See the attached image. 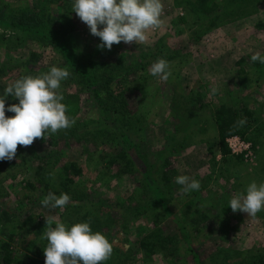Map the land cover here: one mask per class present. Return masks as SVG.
Listing matches in <instances>:
<instances>
[{"label": "rangeland", "instance_id": "1", "mask_svg": "<svg viewBox=\"0 0 264 264\" xmlns=\"http://www.w3.org/2000/svg\"><path fill=\"white\" fill-rule=\"evenodd\" d=\"M57 1L48 2V14H55L63 3L73 8V0ZM195 1L162 0L161 26L147 30L145 42H121L111 50L98 48L100 39L90 34L75 12L71 13L73 29L68 35L87 59L101 67L112 65L111 76L117 82L124 77L117 72L119 65L131 68L125 77L127 81L122 82L125 92L115 106H120L118 110L127 106V110L103 119L99 117L98 107L93 106L95 102L91 99L86 102V94L79 99L64 98L67 115L75 124L37 138L30 146L18 145L16 158L5 161L0 169V245L13 236L10 240L13 257L25 264H44V255H35L47 244L43 239L44 223L50 217L60 221L59 213L63 212V209L57 212L42 207L46 191L34 175L38 169L48 171L45 172L49 174L48 182L50 186L54 183L55 191L69 194V204L84 195L88 203L100 204L98 209L102 214L99 219L97 215L93 219L96 223L93 231L102 232L110 240L114 255L117 251L126 254L125 264H164L163 258L155 254L159 253L158 246L149 254L138 246L142 238L156 230L161 231L158 240L173 237L177 241L173 247L184 264H194V254L201 264L210 258L215 263L223 260L224 264H241L247 261L249 252L264 248V211L251 217L228 207L232 196L243 192L250 182H264V134L257 133L256 146L250 149L248 157L234 159L228 146L230 152L224 156L218 147L213 118L222 105H234L236 109L245 106L253 114L252 118H244L249 122L245 129L248 135L260 126L264 128V65L260 72L257 62L250 59L257 52L264 55V29L256 27L258 21L264 20V0L236 1L235 16L231 17L230 13L231 16L221 17L208 31L196 27L206 26L208 19L198 15L197 7H193ZM38 2L0 0L3 11L0 14L4 15L0 22V86L6 87L24 75L46 73L52 66L66 65L51 46L27 39V33L10 25L9 18L16 13L7 14L8 8L32 9ZM229 2L210 0L208 3L216 4L224 16L222 8L226 5L225 14L229 13ZM13 18L17 24V16ZM200 31L204 34L199 37ZM158 51L162 53L157 55ZM32 53L39 54L40 59L30 61ZM174 54L176 58L168 61L172 76L167 81L150 74L153 62ZM116 83L108 90H100L104 99L111 91L113 95L122 91ZM212 89H216L215 93ZM75 90L73 85L66 90L61 85L59 91L64 95L74 94ZM124 113L130 117L132 127H124ZM177 116L182 117L181 123L176 122ZM136 120L143 126L137 125ZM181 124L183 129L178 128ZM94 128L100 130L102 140L100 137L91 140L88 133L95 131ZM122 137L129 140V145ZM183 138L188 139L184 142ZM125 151L128 154L120 158V166L123 168L129 160L128 170L121 168L120 172L116 166L108 168L102 164L108 155ZM165 160L167 166L163 164ZM69 165L80 168V174L67 185L62 181L64 177L58 179L57 175ZM167 170L174 171L173 177L170 175L171 184L159 185L160 171ZM179 175L198 180L200 189L184 195L181 186L175 183L174 178ZM60 183L63 188H58ZM153 188H157L160 203H151L157 200ZM137 206L139 210L135 211ZM90 208L85 205V210ZM104 212H108L107 217ZM197 213L202 218L193 227L190 220ZM218 248L216 260L213 255Z\"/></svg>", "mask_w": 264, "mask_h": 264}, {"label": "clouds", "instance_id": "2", "mask_svg": "<svg viewBox=\"0 0 264 264\" xmlns=\"http://www.w3.org/2000/svg\"><path fill=\"white\" fill-rule=\"evenodd\" d=\"M73 12L87 25L90 34L100 39L98 48L111 50L114 44L143 43L147 40V30L161 26L163 14L162 0H73ZM253 63L264 64V55L257 52L250 57ZM153 77L167 81L172 76L170 64L160 58L149 69ZM71 73L65 67L52 66L46 73L24 75L13 80L0 95V161L16 158L18 145L30 146L37 138H45L48 133H56L71 128L75 120L67 115L64 96L59 91L62 82ZM215 93L216 89H212ZM13 97L18 103L6 106V98ZM13 113L6 116L5 113ZM245 123L244 120L240 121ZM184 195L198 191V180L179 175L174 178ZM71 201L67 193L56 195L48 192L41 201L42 207L65 208ZM233 212L241 211L256 217L264 211V182H250L243 192H238L229 200ZM49 226L43 235L47 241L44 264H103L110 259L113 246L99 231H93L88 221L68 225L46 221Z\"/></svg>", "mask_w": 264, "mask_h": 264}, {"label": "trees", "instance_id": "3", "mask_svg": "<svg viewBox=\"0 0 264 264\" xmlns=\"http://www.w3.org/2000/svg\"><path fill=\"white\" fill-rule=\"evenodd\" d=\"M236 1L240 0H230L229 2V8L230 11L229 13H226L225 7L226 5L222 8L224 9V16L223 14H220V8L212 3L209 5L208 2L210 0H196L195 3H193V7H197V12L198 15H200L202 18H207V24L206 26L203 24H198L196 27H199L202 31H208L211 27L215 26V23H217L221 17H226V16H231L233 14L234 17L237 11V6ZM257 1V0H255ZM48 2L49 3H57V0H39L38 4L34 5L32 9L28 8H21L16 11V9H7V14H14L12 15V18H9L10 25L11 27L14 28L16 31H21L23 33H27L28 38L34 41H37L38 43L45 44L47 46H51L52 50L59 55L65 62V68L71 73V75L62 82V85L65 87V90L70 86L73 85L75 87V93L70 94V93H64V98L70 99L72 97H75L74 99L78 98L80 95L86 94L87 100H92V102H95L93 106L98 107L99 109V117L106 119L108 118L107 116H112L113 114L116 113H122L125 112L127 109L125 106L123 110H118L115 106L118 105V98H120L123 92H125V88L123 87L122 82H125V77H127V73L130 72L131 68L130 67H125L123 64L119 65L117 68V72L120 73V76H124L122 79H120V82H117L116 80H113V77L111 76L114 74V67L112 65H107V66H102L98 64L97 62L87 59L84 55L85 53L82 52L78 47L75 45L73 40H71L69 34V30L73 29V24L71 21V13L73 12V8L69 7V4H64L59 8V10L55 14H48L47 13V7H48ZM5 6V5H2ZM221 9V10H222ZM3 11L0 10V13ZM46 13V15L44 14ZM232 13V14H230ZM14 16H17L18 18V23L14 24ZM238 19V18H237ZM241 19V18H240ZM238 19V20H240ZM1 20H4V15L0 14V22ZM200 18H196V21H199ZM234 19L231 21L233 22ZM257 28L264 29V20L258 21L256 24ZM198 29V30H199ZM199 37L204 34V32H198ZM19 43V41H18ZM18 43L16 45H18ZM97 48V47H95ZM161 50V49H159ZM162 52L158 51L156 54L160 55ZM84 56V57H83ZM84 58L86 60H84ZM176 58V55H168L166 56V60H174ZM40 59V55L36 53L30 54V61H35ZM83 59V60H82ZM164 59V58H163ZM243 63L242 60H240L239 64L241 65ZM256 66L260 68V72H262V68L264 64H261L259 62L255 63ZM102 69L104 71L102 72ZM42 71L43 68H42ZM242 73V69H240ZM42 73H45L42 72ZM40 73H36L35 75H39ZM117 82V83H116ZM119 84L118 87L121 88L122 91L118 92L116 95H113L112 91L106 94L105 99H104L103 94L100 90L107 88L110 86H114L115 84ZM4 88L3 86H0V95H3L4 93ZM75 95V96H74ZM122 98V97H121ZM118 100V101H117ZM18 101L14 99L13 97L6 98V106L9 104H14L17 103ZM237 107L234 105L231 106H225L222 105L219 108L216 109L214 115V122H215V133L217 135V140H218V147L222 155L226 156L229 154V149L227 148L226 140L230 137L237 136L241 140L247 142L250 147L249 150L253 147L256 146L255 140L258 139L256 137L257 133L260 135L264 134V128L260 126V129L254 131H251V134L248 135V131L245 130L249 126V122H246L244 118H252L253 114L250 113V111L247 110L245 106H241L240 109H236ZM241 113L244 114V116H241ZM6 116H13V113L6 112ZM178 118L176 122L182 120V117L177 116ZM119 119V116H118ZM244 120L245 123L241 124L240 121ZM120 123L122 124L121 120L119 119ZM122 121L124 123L125 128H129V125H131V119L128 115H125L122 117ZM91 124L95 126V123L92 121ZM136 124L140 126H143V123H139V120H136ZM119 125V124H118ZM254 126V124H252ZM132 127V125L130 126ZM182 124L178 128H182ZM183 129V128H182ZM181 129V130H182ZM95 131L91 130L89 136L91 137V140H96L99 139L100 136H102V133L100 132L99 129H95ZM183 132V130H182ZM81 132H78L77 135L81 136ZM99 135V136H98ZM75 136V135H73ZM84 136V134H83ZM188 135L187 137H189ZM254 137V138H253ZM102 140V137H100ZM84 139V138H83ZM122 139L125 141L126 145H129V140L127 138L122 137ZM187 140L188 138H183V140ZM184 140V142H185ZM78 142L81 141V139L77 140ZM102 144V142H101ZM19 150V149H18ZM128 152H120L116 153L115 155H108L106 162L104 161L102 164L106 165L108 168L112 166H116L117 170L120 171L122 169L128 170L130 167L129 160L125 164V166L122 168L121 165V160L120 158L127 157ZM245 156H235L234 159L237 158H244ZM37 159V158H36ZM40 159V158H39ZM127 160V159H126ZM0 169L2 168L3 164L6 163L5 161H0ZM129 163V164H128ZM163 164H166L167 166V160L164 161ZM122 168V169H121ZM46 169H38L34 175H36V178H39V183H43L44 185V190L46 191L45 195L48 192H54L56 195H59V191H55L54 189V183L50 186L49 179L47 176L49 175ZM121 172V171H120ZM80 174V168L74 165H69L65 166L62 168V172L59 173L57 176L59 177L58 179H61L60 177H64L62 179L64 184H71L74 182V177ZM161 174V180L158 182V184H168L171 182V177H173L174 171L172 170H167V171H160ZM43 176V179L41 176ZM117 174L113 175L116 176ZM119 175V174H118ZM55 180V179H54ZM35 184L37 182V179L33 181ZM34 183L31 184V186H34ZM41 183V184H42ZM171 184V183H170ZM169 185V184H168ZM153 187V186H152ZM58 188H63V185L60 183L58 185ZM170 188V187H169ZM153 190L156 192V198L154 202L155 203L159 201V194L157 191V188H153ZM86 195L82 196L80 199H75L72 200L73 204H68L65 208H57L54 209L57 212H60L61 209H63V212L59 213L60 221L71 225L76 222H81V221H88L91 224L92 230L95 228V224L93 219H95V216L97 215L98 219L101 216V212L99 208L98 203L94 202H89L88 203V197H85ZM223 202V201H221ZM88 204L90 205V209L85 210V205ZM140 207V206H139ZM139 207H135L134 210L136 211L137 209L139 210ZM189 211L188 208H186V213ZM106 214V217L108 215V212H104ZM202 214L197 213V216L193 219L190 220V223L192 224L193 227H195V224H199V220H201ZM46 229L49 226H54L53 225H47L44 223ZM160 230L154 231L152 234L149 236H146L142 238L138 246L143 250L147 252V254L152 253L155 251V249H159V253H156V255L160 256L164 260V264H184L182 261L178 260V254L176 251V247L174 248L173 246L177 245L176 240L173 237H164V239L158 240L161 236ZM13 238V236H9L8 240L9 242H4L0 245V264H25V261L18 260L17 258L13 257V254L10 251V240ZM157 240V241H155ZM190 242L188 239H186V244L188 245ZM46 246V244H45ZM44 246V247H45ZM158 246V247H157ZM172 246V248H170ZM157 247V248H156ZM42 248V247H41ZM40 249V248H39ZM154 249V250H153ZM190 249V248H188ZM227 251H230L228 248ZM257 252H249L248 253V259L247 261L241 262V264H264V248L261 250L258 249L256 250ZM191 252V249H190ZM219 252L220 248L217 249V252L213 255V257L217 260L219 257ZM131 253V252H129ZM115 252L113 251L112 256L110 257L109 260L103 262V264H125V261H128V258L126 254H120L119 251H117L116 255H114ZM36 257H42L44 255L43 250L35 252ZM200 257V256H199ZM194 264H201L198 255L194 254ZM225 258V257H224ZM225 261H220L215 263V260L210 258L209 262L207 261L206 264H224ZM237 264V263H235Z\"/></svg>", "mask_w": 264, "mask_h": 264}, {"label": "built area", "instance_id": "4", "mask_svg": "<svg viewBox=\"0 0 264 264\" xmlns=\"http://www.w3.org/2000/svg\"><path fill=\"white\" fill-rule=\"evenodd\" d=\"M227 146L231 150L234 156H245L248 157L250 154V145L242 141L239 137L233 136L226 140Z\"/></svg>", "mask_w": 264, "mask_h": 264}]
</instances>
